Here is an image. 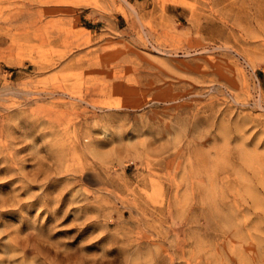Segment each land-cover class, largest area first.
I'll use <instances>...</instances> for the list:
<instances>
[{"label": "rangeland", "instance_id": "1", "mask_svg": "<svg viewBox=\"0 0 264 264\" xmlns=\"http://www.w3.org/2000/svg\"><path fill=\"white\" fill-rule=\"evenodd\" d=\"M0 264H264V0H0Z\"/></svg>", "mask_w": 264, "mask_h": 264}]
</instances>
